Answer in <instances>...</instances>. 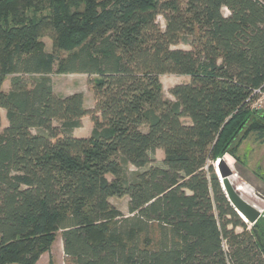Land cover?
<instances>
[{
  "label": "trees",
  "instance_id": "1",
  "mask_svg": "<svg viewBox=\"0 0 264 264\" xmlns=\"http://www.w3.org/2000/svg\"><path fill=\"white\" fill-rule=\"evenodd\" d=\"M53 73L88 76L93 108L57 96ZM162 75L190 79L174 101ZM256 90L258 0H0V264H36L58 233L69 264H264V216L248 230L213 167L263 138Z\"/></svg>",
  "mask_w": 264,
  "mask_h": 264
},
{
  "label": "rangeland",
  "instance_id": "2",
  "mask_svg": "<svg viewBox=\"0 0 264 264\" xmlns=\"http://www.w3.org/2000/svg\"><path fill=\"white\" fill-rule=\"evenodd\" d=\"M264 5V0H258ZM223 15L227 16L228 12L223 9ZM159 25L163 28L164 21L161 17L157 18ZM41 41L45 45L46 52H51V41L47 37H43ZM176 48L188 50L184 45H179ZM54 93L59 97L68 96L74 93H81L84 99V108L91 110L93 108L92 94L88 89L87 80L88 76L81 74H51L48 75ZM12 76H8L3 85L2 90L7 92L9 90V83ZM162 92L166 99L174 101L173 97L169 94L171 88L176 85L186 84L189 82L188 76L178 75H162L159 77ZM259 111L264 112V93L256 101ZM255 106V104H253ZM182 123L189 124L188 120H183ZM7 126L5 119V112L0 111V132ZM92 124L89 116H85L81 119V125L79 128L72 131L73 137L82 138L90 135ZM32 133H37L36 130H32ZM256 133L248 135L238 146L236 150V160L231 159L230 165L233 166V176L230 180L231 185L235 188V192L246 201L253 209L259 212L260 217L264 216V136L259 138ZM227 156V155H224ZM232 158V157H231ZM152 166H162L163 154L162 151L156 150L150 156ZM214 170L216 169L213 164ZM142 170L135 169L128 166L125 169V175L127 178L131 177V174L135 172H141ZM108 180L112 177L107 175ZM257 195H260L258 197ZM110 203L124 216H128V198H111ZM248 230L252 226L246 223ZM236 232H240L239 229ZM69 264L63 253L62 241L60 233L57 234L56 239L51 246L49 252L41 255L36 264Z\"/></svg>",
  "mask_w": 264,
  "mask_h": 264
},
{
  "label": "water",
  "instance_id": "3",
  "mask_svg": "<svg viewBox=\"0 0 264 264\" xmlns=\"http://www.w3.org/2000/svg\"><path fill=\"white\" fill-rule=\"evenodd\" d=\"M214 166L216 168L215 174L221 184L225 197L227 198V201L233 208L234 212L240 217L242 221L244 218L247 223L254 225L260 218V214L235 192V188L229 181V179L233 176V173L225 162V156L216 160ZM257 196L260 197V195ZM243 222L246 224L245 221Z\"/></svg>",
  "mask_w": 264,
  "mask_h": 264
},
{
  "label": "built area",
  "instance_id": "4",
  "mask_svg": "<svg viewBox=\"0 0 264 264\" xmlns=\"http://www.w3.org/2000/svg\"><path fill=\"white\" fill-rule=\"evenodd\" d=\"M263 93H264V92H261L260 90H256V91L253 92V94L258 95V99L256 100L257 102H258V100H259V97H260ZM256 101H254V102L252 103L251 107H252L253 109H255V110H259V109L257 108V104H258V103H256ZM253 104H255V106H253Z\"/></svg>",
  "mask_w": 264,
  "mask_h": 264
}]
</instances>
